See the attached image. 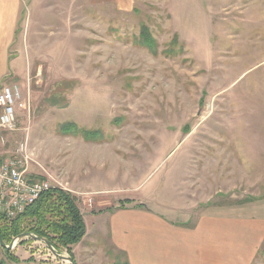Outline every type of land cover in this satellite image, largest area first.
Segmentation results:
<instances>
[{"label":"rangeland","instance_id":"rangeland-1","mask_svg":"<svg viewBox=\"0 0 264 264\" xmlns=\"http://www.w3.org/2000/svg\"><path fill=\"white\" fill-rule=\"evenodd\" d=\"M20 3L0 87L17 83L29 106L0 130L3 160L25 143L27 174L78 209L142 201L185 227L208 207L264 198V0ZM144 27L156 54L139 43ZM10 243L0 264H66L28 237ZM260 249L250 264H264ZM93 253L88 264H125Z\"/></svg>","mask_w":264,"mask_h":264},{"label":"crops","instance_id":"crops-1","mask_svg":"<svg viewBox=\"0 0 264 264\" xmlns=\"http://www.w3.org/2000/svg\"><path fill=\"white\" fill-rule=\"evenodd\" d=\"M87 1L116 10L131 9L133 3ZM20 12V0H0V80L7 70V49L15 38ZM4 157L0 156V162L5 161ZM118 204L94 198L89 207L83 204L79 208L85 236L72 248L76 264L81 260L99 263L93 251L106 261L123 257L125 264H250L264 243V198L237 207L230 203L208 207L201 221L188 227L166 221L142 201L137 205Z\"/></svg>","mask_w":264,"mask_h":264},{"label":"trees","instance_id":"trees-1","mask_svg":"<svg viewBox=\"0 0 264 264\" xmlns=\"http://www.w3.org/2000/svg\"><path fill=\"white\" fill-rule=\"evenodd\" d=\"M143 29L139 35V43L150 53L156 54L155 40L146 27ZM61 131L77 133L78 129L76 124L66 123ZM25 233L48 241L58 253L68 254L75 262L72 247L85 236V225L72 195L60 188H52L42 193L12 221L4 222L0 217V236L3 243L10 244L11 240Z\"/></svg>","mask_w":264,"mask_h":264},{"label":"built area","instance_id":"built-area-1","mask_svg":"<svg viewBox=\"0 0 264 264\" xmlns=\"http://www.w3.org/2000/svg\"><path fill=\"white\" fill-rule=\"evenodd\" d=\"M21 99L22 92L18 84L0 88V130L12 132L16 129V107ZM28 106L24 102L18 107L26 109ZM24 144L17 147L15 158L0 162V217L7 223L23 213L42 193L61 188L51 186L47 178L27 174Z\"/></svg>","mask_w":264,"mask_h":264},{"label":"water","instance_id":"water-1","mask_svg":"<svg viewBox=\"0 0 264 264\" xmlns=\"http://www.w3.org/2000/svg\"><path fill=\"white\" fill-rule=\"evenodd\" d=\"M24 237H28V238H30V239H33L34 241H38V242H40V243H43V244L47 247V249L52 253V255H53L54 257L58 258L60 261H63V262H65L66 264H76V263L73 261V259H72L71 257H69L67 254H66L67 256H64V255H62L61 253H58L48 241H46V240H44V239H41V238H39V237H37V236H34V235H32V234H27V233H25V234H21V235L17 236L16 238H14V240H16V239H21V238H24ZM0 246H1L2 248H4L5 250H9V249L12 248L13 245H12V243H10L8 246L5 245V244L3 243V241H2V239H1V236H0Z\"/></svg>","mask_w":264,"mask_h":264},{"label":"bare ground","instance_id":"bare-ground-1","mask_svg":"<svg viewBox=\"0 0 264 264\" xmlns=\"http://www.w3.org/2000/svg\"><path fill=\"white\" fill-rule=\"evenodd\" d=\"M17 84V83H16ZM5 85L1 86L0 88L4 87ZM14 158V157H13Z\"/></svg>","mask_w":264,"mask_h":264}]
</instances>
